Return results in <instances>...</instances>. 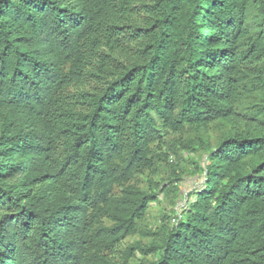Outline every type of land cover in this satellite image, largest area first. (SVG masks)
Returning <instances> with one entry per match:
<instances>
[{
	"label": "trees",
	"instance_id": "obj_1",
	"mask_svg": "<svg viewBox=\"0 0 264 264\" xmlns=\"http://www.w3.org/2000/svg\"><path fill=\"white\" fill-rule=\"evenodd\" d=\"M0 264H264V0H0Z\"/></svg>",
	"mask_w": 264,
	"mask_h": 264
},
{
	"label": "rangeland",
	"instance_id": "obj_2",
	"mask_svg": "<svg viewBox=\"0 0 264 264\" xmlns=\"http://www.w3.org/2000/svg\"><path fill=\"white\" fill-rule=\"evenodd\" d=\"M203 164V158L201 165ZM191 166L190 163L187 164V167ZM204 182V173L200 172L198 174H187L182 182V190L180 192L179 198L176 200V205L173 207L169 203L168 197H162L160 195V200L156 203L150 205L147 217L144 221V224L153 226L158 224L161 213H171L173 208L180 213L184 208L185 204L193 198L194 191L199 189Z\"/></svg>",
	"mask_w": 264,
	"mask_h": 264
},
{
	"label": "built area",
	"instance_id": "obj_3",
	"mask_svg": "<svg viewBox=\"0 0 264 264\" xmlns=\"http://www.w3.org/2000/svg\"><path fill=\"white\" fill-rule=\"evenodd\" d=\"M172 221H174V220H172Z\"/></svg>",
	"mask_w": 264,
	"mask_h": 264
}]
</instances>
